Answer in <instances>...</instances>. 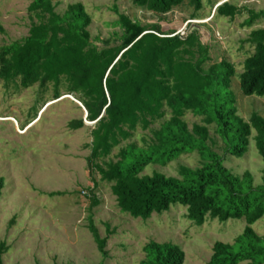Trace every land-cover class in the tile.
Segmentation results:
<instances>
[{
	"label": "trees",
	"instance_id": "16d2710c",
	"mask_svg": "<svg viewBox=\"0 0 264 264\" xmlns=\"http://www.w3.org/2000/svg\"><path fill=\"white\" fill-rule=\"evenodd\" d=\"M209 1V0H208ZM132 5L157 15L179 7L184 0H131ZM195 18L201 0H189ZM27 11L33 23L26 37L0 48V81L5 88L25 90L34 85L43 95L51 87V101L69 95L79 101L86 117L71 120L70 130L90 123L87 165L100 181L110 184L117 208L134 219L148 220L172 206L186 210L196 226L206 220H243L245 227L232 244L215 242L206 264H264V236L252 225L264 216L263 183L253 185L249 172L232 174L225 156L241 159L248 151L252 131L255 149L264 164V118L253 113L247 121L237 114L231 90L233 66L226 60L212 63L197 31L174 35L172 28L141 26L118 15L123 30L118 46L98 50L90 42L91 17L81 3L69 4L62 14L53 0H32ZM245 12L242 26L264 20V11L237 7L228 1L216 6L219 18L233 20ZM0 32H3L0 27ZM248 56L237 76L242 96L264 98V28L253 30ZM169 112L159 128L151 127ZM186 113L200 119L189 129ZM222 143L223 155L214 149L209 127ZM138 130L141 145L127 143L115 161L112 150L130 141ZM209 142V144H208ZM196 153V168L179 166L176 177L159 172L142 175L149 165L165 167L183 155ZM4 179L0 177V196ZM91 207L98 205L94 197ZM88 229L102 256L107 238H100L90 222ZM139 264H183L184 252L171 243L149 241ZM6 252L0 243V264Z\"/></svg>",
	"mask_w": 264,
	"mask_h": 264
},
{
	"label": "rangeland",
	"instance_id": "374dc122",
	"mask_svg": "<svg viewBox=\"0 0 264 264\" xmlns=\"http://www.w3.org/2000/svg\"><path fill=\"white\" fill-rule=\"evenodd\" d=\"M32 0H0V48L27 36L37 20L28 13ZM264 11V0H201L202 9L192 17L189 0L164 15H157L132 5L131 0H53L55 11L62 14L66 6L81 3L91 17L88 26L90 42L98 50L118 46L123 30L118 15H126L143 27L159 25L175 33L197 31L199 42L207 49L212 63L228 61L234 69L231 90L236 98L237 114L245 121L253 113L264 118V98L241 95L237 76L244 60L253 53L249 42L253 30L263 29L264 20L246 28L247 14L233 20L219 18L214 13L223 2ZM52 89L40 95L37 85L25 90L5 88L0 81V177L4 188L0 196V243L6 245L3 264H139L144 258L145 244L171 242L184 252L183 264H206L215 242L232 244L243 231V220H206L196 226L186 218L185 208L175 205L148 220L134 219L122 213L111 194L110 184L100 181L89 171L87 157L91 142L90 126L70 130L71 120L84 118L79 101L63 95L51 101ZM165 117L151 128L156 130L168 120ZM184 120L190 129L200 119L186 113ZM209 127L213 149L220 155L222 143ZM252 131L248 151L241 158L225 156L224 165L232 174L249 172L253 185L263 183L264 164L258 155ZM149 130H138L135 136L112 150L106 161H115L120 148L127 143L141 145ZM209 144V142H208ZM196 153L183 155L165 167L149 165L142 175L159 172L176 177L179 166L196 168ZM98 205L91 207V198ZM92 222L100 238H107L106 256H102L90 234ZM264 236V216L252 225ZM240 264H246L240 263Z\"/></svg>",
	"mask_w": 264,
	"mask_h": 264
},
{
	"label": "water",
	"instance_id": "95a60500",
	"mask_svg": "<svg viewBox=\"0 0 264 264\" xmlns=\"http://www.w3.org/2000/svg\"><path fill=\"white\" fill-rule=\"evenodd\" d=\"M83 109V108H82ZM83 112H84V118L86 117V112H85V110L83 109ZM85 124L86 125H91L90 123H88V122H85Z\"/></svg>",
	"mask_w": 264,
	"mask_h": 264
},
{
	"label": "built area",
	"instance_id": "2783aa9c",
	"mask_svg": "<svg viewBox=\"0 0 264 264\" xmlns=\"http://www.w3.org/2000/svg\"><path fill=\"white\" fill-rule=\"evenodd\" d=\"M176 34H178V35H182L183 34V32H181V33H175L174 35H176ZM79 105L81 106V104L79 103ZM81 108H82V106H81Z\"/></svg>",
	"mask_w": 264,
	"mask_h": 264
}]
</instances>
